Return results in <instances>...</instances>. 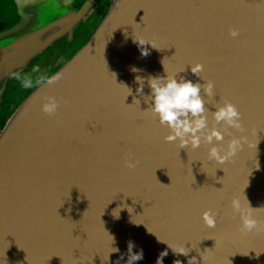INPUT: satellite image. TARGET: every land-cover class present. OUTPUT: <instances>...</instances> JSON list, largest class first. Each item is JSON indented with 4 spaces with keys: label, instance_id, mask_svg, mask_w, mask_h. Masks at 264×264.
Masks as SVG:
<instances>
[{
    "label": "water",
    "instance_id": "water-1",
    "mask_svg": "<svg viewBox=\"0 0 264 264\" xmlns=\"http://www.w3.org/2000/svg\"><path fill=\"white\" fill-rule=\"evenodd\" d=\"M79 1L11 0L0 93L54 42L71 41L103 0ZM55 74L0 132V264H128L140 253L134 264H264V231H241V213L264 225V0H112ZM166 75L202 85L209 128L218 107H237L244 131L217 145L244 137L234 158L165 143L149 79ZM49 96L60 103L54 116L41 110ZM209 209L215 228L201 219Z\"/></svg>",
    "mask_w": 264,
    "mask_h": 264
},
{
    "label": "clouds",
    "instance_id": "clouds-1",
    "mask_svg": "<svg viewBox=\"0 0 264 264\" xmlns=\"http://www.w3.org/2000/svg\"><path fill=\"white\" fill-rule=\"evenodd\" d=\"M229 34L231 37L236 38L239 32L232 29ZM144 55H147L146 51ZM39 71V66H34L31 73H17L15 78L24 89L33 88L43 83H56L62 79V74L52 76L42 74L34 80L32 73ZM191 71L196 75L203 71V65L197 64L192 67ZM149 86L151 89V108L149 111L158 120L159 125L167 128L169 132L164 137L165 143L178 142L180 148L191 147L192 150L199 149L202 143L212 145L208 151L209 158L220 164L230 161L242 149L244 137L230 139L226 149L222 150L217 146L224 143L225 135L230 134L229 129H235L238 132L244 131L241 113L234 104L226 102L222 107H218L212 113L215 126L209 128L200 83H193L183 77L178 80L176 76L166 75L165 77L150 78ZM213 89L214 84L209 81L204 88L205 95L211 97ZM142 90L143 87H140V91ZM44 99L46 102L42 104V112L48 116L56 115L60 103L55 97L49 96ZM64 103L66 104L67 101ZM57 122L59 123V120ZM217 125L221 126L219 130L216 127ZM138 164L139 161H133L131 158L126 161V167L130 170L136 168ZM231 207L234 213H241V205L237 199H233ZM201 219L208 228H215L217 225L216 214L211 209L202 213ZM241 231L245 234L264 231V225H261L251 213H241ZM141 259H143L142 253L131 255V261L129 260L128 264H134L135 261ZM189 264H196V261L192 260Z\"/></svg>",
    "mask_w": 264,
    "mask_h": 264
},
{
    "label": "flooded vegetation",
    "instance_id": "flooded-vegetation-1",
    "mask_svg": "<svg viewBox=\"0 0 264 264\" xmlns=\"http://www.w3.org/2000/svg\"><path fill=\"white\" fill-rule=\"evenodd\" d=\"M7 2H8V0H0V20H4L7 17V9H8ZM82 2H83V0H80L79 1L80 4L77 6H80ZM110 3H111V0H103V1L95 4L86 14L84 22L82 24L80 23L79 26L77 27V29L75 30V32L73 33L71 41H68L66 38H61L60 40L54 42L53 45L65 44V46L70 47L76 40H78L80 38L84 39V41H85L84 45H85L89 41V39L91 38V36L95 32V30L97 29L98 25L100 24V21H101L102 17L104 16L105 11L108 8V6L110 5ZM5 4L7 6L6 9L4 8ZM81 25H84V26L81 28ZM86 26H90V29L89 30L85 29ZM83 46H81V47H83ZM50 48L51 47L47 48L46 51ZM79 49H77V50H79ZM59 54L60 53H58L56 56H53V55L51 56V58H54V60H53V63H52V66L50 67V69L54 66L58 57L64 56V55H61V54L59 55ZM35 58H33L31 61H33ZM30 62H29V64H30ZM29 64L27 65V67L29 66ZM16 82L17 81H16L15 76L7 79V81L5 82L3 91L0 93V132L3 129V127L5 126V123L7 122L10 115L18 107V105L21 103V102L20 103H18V102L14 103L11 99L12 96L17 95L16 93L19 90L16 86ZM31 91L22 94L20 96L21 97L20 101L23 100Z\"/></svg>",
    "mask_w": 264,
    "mask_h": 264
},
{
    "label": "rangeland",
    "instance_id": "rangeland-1",
    "mask_svg": "<svg viewBox=\"0 0 264 264\" xmlns=\"http://www.w3.org/2000/svg\"><path fill=\"white\" fill-rule=\"evenodd\" d=\"M79 4L80 3H78L77 5H79ZM7 5H8L7 17L4 20H0V27H2V24H3V26H5L15 19V15L13 14L14 13L13 11H15V10H14V6H13V3L11 2V0H8ZM4 8L5 9L7 8L6 4H5ZM84 20L81 22V24L84 22ZM84 25H81V28ZM85 29L89 30L90 26H86ZM84 43H85L84 39L80 38V39L76 40L70 47L65 46V44L52 45L51 48L48 49L45 53L37 56L33 61H31L29 66L26 69H24L23 71H21L20 74L31 73V70L34 66H39L40 71L36 72V73H32V77L34 80L38 79L39 76L42 74H46V75L50 76L62 64H64L74 53H76V51H78L77 49H79L81 46H83ZM58 53H60L61 55H64V56L58 57L54 66L50 69V67L52 66L53 60H54V58H51V56L52 55L56 56ZM16 81H17L16 86L19 90L16 93L17 95L12 96L11 99L14 103L15 102L20 103L23 101V100L20 101V99H21L20 96L26 92L31 91L34 87L24 89L17 79H16Z\"/></svg>",
    "mask_w": 264,
    "mask_h": 264
}]
</instances>
